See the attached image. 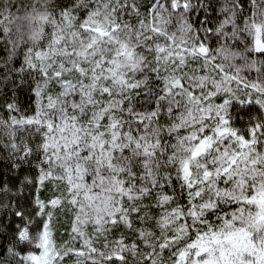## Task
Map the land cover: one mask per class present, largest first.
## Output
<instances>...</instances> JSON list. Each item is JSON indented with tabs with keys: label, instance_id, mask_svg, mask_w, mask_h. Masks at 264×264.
<instances>
[{
	"label": "snow or ice",
	"instance_id": "6c2138e0",
	"mask_svg": "<svg viewBox=\"0 0 264 264\" xmlns=\"http://www.w3.org/2000/svg\"><path fill=\"white\" fill-rule=\"evenodd\" d=\"M0 264H264V0H0Z\"/></svg>",
	"mask_w": 264,
	"mask_h": 264
}]
</instances>
